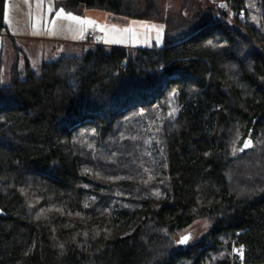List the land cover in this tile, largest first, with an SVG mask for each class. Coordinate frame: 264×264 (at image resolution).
Segmentation results:
<instances>
[{
	"label": "trees",
	"instance_id": "1",
	"mask_svg": "<svg viewBox=\"0 0 264 264\" xmlns=\"http://www.w3.org/2000/svg\"><path fill=\"white\" fill-rule=\"evenodd\" d=\"M57 1L161 23L165 44L101 41L36 71L0 0L14 49L7 83L0 60V264H264V27L250 0L158 15ZM200 220L209 229L180 244Z\"/></svg>",
	"mask_w": 264,
	"mask_h": 264
},
{
	"label": "rangeland",
	"instance_id": "2",
	"mask_svg": "<svg viewBox=\"0 0 264 264\" xmlns=\"http://www.w3.org/2000/svg\"><path fill=\"white\" fill-rule=\"evenodd\" d=\"M124 2L125 7L130 6L131 2L137 3V7L150 4V11L154 15H158L157 12H164L163 8L165 12L175 14L181 11L182 5V0H124ZM249 8L253 21L259 27H264L259 0H250ZM132 9L130 7L129 11ZM61 10H63L61 15H57ZM68 14L79 17V20L69 19ZM109 15L111 13L85 7L79 12L69 11L60 6L57 0H6L5 20L13 35H17V43L24 48L36 71L41 70L44 61L55 59L60 54L81 55L86 46L91 45L87 40L89 30L101 33L104 38L103 44L108 47L124 46L130 52H137L140 48L164 46L166 36L165 29H161L163 24L125 17L116 19L119 16ZM240 15L230 11L229 20L232 22L243 20L238 19L237 16ZM236 17L237 19H234ZM126 29L130 31H125ZM84 43L87 45L85 46ZM57 45H61V48L55 52L54 48ZM0 52H3V78L7 83L14 59L13 43L7 36H0ZM170 102L175 110L180 107L177 95H173ZM157 130L158 125L151 126L152 132ZM209 227L208 221L200 220L187 228L179 237L189 236L188 242H195ZM131 231L132 229H127L124 234Z\"/></svg>",
	"mask_w": 264,
	"mask_h": 264
},
{
	"label": "built area",
	"instance_id": "3",
	"mask_svg": "<svg viewBox=\"0 0 264 264\" xmlns=\"http://www.w3.org/2000/svg\"><path fill=\"white\" fill-rule=\"evenodd\" d=\"M239 19H243V15L241 14L240 16H237ZM234 18V19H237ZM87 40L89 42V44L93 45V44H99L101 42V38L100 35L97 34L96 31L90 30L87 34Z\"/></svg>",
	"mask_w": 264,
	"mask_h": 264
},
{
	"label": "snow or ice",
	"instance_id": "4",
	"mask_svg": "<svg viewBox=\"0 0 264 264\" xmlns=\"http://www.w3.org/2000/svg\"><path fill=\"white\" fill-rule=\"evenodd\" d=\"M63 12V10H61V12L57 13V15H61V13ZM68 18L69 19H74V20H79V17H74L72 16L71 14H68ZM83 22H86V23H92L91 21H83ZM125 31H130L129 29H126ZM250 143V142H249ZM249 146V144H245V147ZM190 239L189 236H184L181 238V240L179 241V243L181 244H184V243H187V241ZM241 258L243 257V249H239L238 250Z\"/></svg>",
	"mask_w": 264,
	"mask_h": 264
},
{
	"label": "crops",
	"instance_id": "5",
	"mask_svg": "<svg viewBox=\"0 0 264 264\" xmlns=\"http://www.w3.org/2000/svg\"><path fill=\"white\" fill-rule=\"evenodd\" d=\"M108 14H110V13H108ZM109 16H112V14L109 15ZM118 18H120V17H116V19H118ZM146 22H149V21H146ZM150 23H154V22H150ZM152 27H153V26H152ZM161 29H165V26L161 27ZM89 31H90V30H89ZM96 32L101 36V40H102V43H103V41H104V40H103V39H104V38H103V35H101V33H99L98 31H96ZM11 33H12V32H11ZM12 34H13V33H12ZM14 36L17 38V35H14ZM86 41H87V40H86ZM86 41H85V43H87ZM85 43H84V45L86 46L88 43H87V44H85ZM2 48H3V46H2ZM60 48H61V45H57V47L54 48V51L57 52ZM60 55H61V54H60ZM2 56H3V52H0V60L2 59Z\"/></svg>",
	"mask_w": 264,
	"mask_h": 264
},
{
	"label": "water",
	"instance_id": "6",
	"mask_svg": "<svg viewBox=\"0 0 264 264\" xmlns=\"http://www.w3.org/2000/svg\"><path fill=\"white\" fill-rule=\"evenodd\" d=\"M249 142H250V143H249ZM245 144H249V146L245 147ZM252 144H253L252 138H251L250 136L247 137L246 140H245V142H244V144H243V148H242V150L251 147ZM0 216H6V213H5L1 208H0ZM183 237H184V236H183ZM180 240H181V239H180ZM180 240H179V241H180ZM180 244H181V243H180ZM184 244H186V243H184Z\"/></svg>",
	"mask_w": 264,
	"mask_h": 264
},
{
	"label": "bare ground",
	"instance_id": "7",
	"mask_svg": "<svg viewBox=\"0 0 264 264\" xmlns=\"http://www.w3.org/2000/svg\"><path fill=\"white\" fill-rule=\"evenodd\" d=\"M72 143V142H71ZM74 145V144H73ZM74 150V149H73ZM72 152V151H71ZM79 152V151H78Z\"/></svg>",
	"mask_w": 264,
	"mask_h": 264
}]
</instances>
